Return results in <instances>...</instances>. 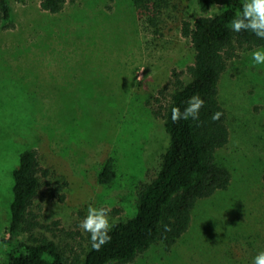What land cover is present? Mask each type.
<instances>
[{"label":"rangeland","instance_id":"rangeland-1","mask_svg":"<svg viewBox=\"0 0 264 264\" xmlns=\"http://www.w3.org/2000/svg\"><path fill=\"white\" fill-rule=\"evenodd\" d=\"M7 2L12 26L0 25V236L18 155L46 141L54 156L42 152L53 167L38 174L31 237L78 256L90 242L78 226L89 205L108 209L110 223L135 214L137 192L157 173L168 143L153 99L162 87L169 91L173 70L188 77L193 51L175 18L150 26L131 0H66L56 13L41 9L40 0ZM201 14L188 0L181 19ZM255 49L239 52L219 82L230 134L214 156L229 184L196 201L171 248L155 243L123 264H253L264 252V65L251 61ZM108 155L115 177L99 184Z\"/></svg>","mask_w":264,"mask_h":264},{"label":"trees","instance_id":"trees-1","mask_svg":"<svg viewBox=\"0 0 264 264\" xmlns=\"http://www.w3.org/2000/svg\"><path fill=\"white\" fill-rule=\"evenodd\" d=\"M131 1L150 26H159L164 17L175 18L193 51L192 63L186 68L188 77L182 79L180 72L173 70L169 91L165 93L166 87H162L153 99L152 113L163 119L168 136L157 173L137 192L135 214L112 222L108 243L97 251L89 242L80 255L70 257L52 239L31 237L38 226L37 214L32 213V200L40 187L38 174H46L53 167L42 151L54 155L46 141L38 149L21 151L12 169V198L6 233L0 236V264H123L155 243L169 249L188 229L196 201L224 190L230 182L228 169L218 164L214 156L227 144L230 134L226 111L219 101V82L239 52L264 46V40L251 30H231V21L242 12L245 0H196L202 14L193 21L181 19L188 0ZM65 2L40 0V7L56 13ZM213 6H220L221 10L208 14ZM9 18L8 2L0 0L2 28L12 26ZM193 95L204 100L199 118L173 122L171 109L179 106L183 111ZM216 112L221 115L213 120ZM41 163L46 168L42 169ZM114 177V160L108 155L96 179L99 184H108ZM262 181L264 185V170Z\"/></svg>","mask_w":264,"mask_h":264},{"label":"clouds","instance_id":"clouds-1","mask_svg":"<svg viewBox=\"0 0 264 264\" xmlns=\"http://www.w3.org/2000/svg\"><path fill=\"white\" fill-rule=\"evenodd\" d=\"M231 30L240 32L241 29L251 30L256 37L264 40V0H246L241 13L231 21ZM251 61L254 65H264V46L258 47L251 52ZM204 105V100L199 95L188 98L183 111L179 106L171 109V119L173 122L179 120H197L199 110ZM220 113L212 115V119H219ZM79 228L88 234L91 248L99 250L103 245L111 240L109 235L113 224L108 217V209L104 207H93L89 205L87 214L79 222ZM253 264H264V252L255 257Z\"/></svg>","mask_w":264,"mask_h":264}]
</instances>
